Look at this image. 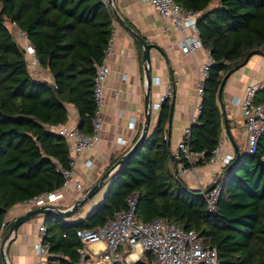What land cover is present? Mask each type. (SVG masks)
Segmentation results:
<instances>
[{
    "label": "trees",
    "instance_id": "16d2710c",
    "mask_svg": "<svg viewBox=\"0 0 264 264\" xmlns=\"http://www.w3.org/2000/svg\"><path fill=\"white\" fill-rule=\"evenodd\" d=\"M174 1L199 12L198 36L212 58L187 140L191 149L204 151L194 161L198 165L220 138L218 89L223 76L253 53L264 51V0ZM7 23L33 45L38 64L50 71L52 82L32 77L25 49ZM112 33L113 14L104 0H0L1 238L4 215L11 206L62 185L57 163L69 167L68 143L46 125L66 121V103H72L79 114L78 129L91 131L96 65L103 62ZM255 100L264 101V85ZM172 110L170 99H165L154 129L116 167L109 188L86 219L46 216L42 241L52 264H78L82 242L76 230L101 225L126 206L131 192H137L138 219L161 216L195 229L216 247L218 264H264V132L253 152L230 159V167L220 176L216 209L209 211L203 193L185 187L172 171L171 161L188 165L169 150L167 123ZM145 254L147 260L134 264H147L152 255ZM0 264H5L1 250Z\"/></svg>",
    "mask_w": 264,
    "mask_h": 264
},
{
    "label": "crops",
    "instance_id": "0c3cea01",
    "mask_svg": "<svg viewBox=\"0 0 264 264\" xmlns=\"http://www.w3.org/2000/svg\"><path fill=\"white\" fill-rule=\"evenodd\" d=\"M106 3L108 4L107 0ZM112 3L121 18L152 45L149 49L150 107L165 87L171 88V95L167 98L170 99L173 110L167 123V140L172 153L182 137L183 129L189 126L199 113L201 96L196 92V82L200 66L206 60L209 52L202 46L193 52L183 53L179 48L178 41L183 35L190 34L191 29L186 28L183 33H180L169 20L162 19L147 0H112ZM212 6L214 3L210 4V7ZM165 25L167 29H165ZM27 42L28 40L24 39L22 46L24 47ZM139 45L141 46L139 41L120 25L113 15V33L103 59V62L109 66V73L105 80L100 105L102 124L99 139L93 148L78 158L72 172L73 177L83 184L84 193L108 169L110 163H115L139 136L144 121L145 92L141 59L142 46L140 49ZM27 55L26 58L29 59L31 56L28 53ZM28 68L34 79L53 81L50 71L38 63L28 64ZM255 81H264V51L253 53L224 81L221 103L218 101L222 113V130L219 138L222 140V145L217 160L211 163L205 160L202 164L194 165L191 171L182 170L186 166L182 161H171L172 171L185 187L198 189L201 193L207 191L216 173L219 171L222 173L226 168L228 163L224 165V157L232 155L233 158L236 156L223 125V116L226 117L229 131L238 145L240 153L245 151V148L241 149L235 139L238 126L244 124L239 107L233 101V97L241 96L245 86ZM66 108L68 118L64 122L78 128L77 108L72 103H66ZM159 111L160 107L159 109L152 107L150 109L148 134L152 132L157 123ZM242 131L245 145L244 127ZM87 159L91 163L90 165L85 163ZM116 167L112 171H115ZM111 175L112 172L90 199L79 205L69 216H64L63 219L67 221L86 219L93 207L102 199L106 189L109 188ZM60 190L62 195L57 199L55 206L61 209L70 207L84 194H81L70 184L60 187ZM27 209H29L28 205L19 202L11 206L4 215L5 226L2 240L6 236L4 245L7 244L6 256L10 264H36L35 244L38 240V225L44 223L47 215H36L18 225L16 230L10 233L6 227L10 220ZM92 245L101 244L93 243ZM121 251L126 258V260L119 261L121 263L134 264V262H129L134 257H138L135 263L143 261L140 258L141 252L138 250L127 253L128 250L122 248ZM50 264H52L51 261Z\"/></svg>",
    "mask_w": 264,
    "mask_h": 264
},
{
    "label": "built area",
    "instance_id": "2783aa9c",
    "mask_svg": "<svg viewBox=\"0 0 264 264\" xmlns=\"http://www.w3.org/2000/svg\"><path fill=\"white\" fill-rule=\"evenodd\" d=\"M106 1V0H104ZM153 5L157 14L164 20H169L173 27L183 33L186 28L191 33L183 35L178 41L180 50L183 53H190L202 47L198 36L196 20L199 12L185 8L174 0H147ZM165 29L167 26L165 25ZM21 35H25L20 31ZM26 39V38H25ZM25 52L30 54L27 64H37V57L34 47L30 42L24 45ZM212 58L208 53L206 60L200 66V73L196 82V92L201 96L202 85L208 76V68ZM109 73V66L102 62L96 65L94 77V111L91 118V131L88 133L80 131L76 126L65 122L47 124L46 127L53 132L65 137L69 148V167L57 163V168L63 175L62 186L72 185L81 194L84 193L81 181L73 177V170L76 167L78 158L86 151L94 147L99 139L101 128L100 105L102 102L104 84ZM264 81H255L245 86L241 96L233 97L244 118L245 126V151L253 152L256 148L257 139L264 132V101H256L255 95ZM171 95V88L165 87L157 100L151 103L153 109H159L160 105ZM133 125V123H132ZM190 133L189 126L183 129L182 137L172 155L176 159L184 158L188 165L183 171H191L194 161L203 157V150H193L187 143ZM222 140L212 148L207 159L208 162L217 160L221 150ZM232 155L224 157V165L229 163ZM87 159L86 164L90 165ZM112 174L114 171H111ZM221 171L217 172L210 189L203 191L206 201V208L214 211L217 206V199L221 188ZM60 187L50 191L42 192L36 196L25 199L23 204L28 208L45 205L54 211L57 199L62 195ZM107 191V190H106ZM106 191L104 193H106ZM137 192H131L126 196V206L116 210L98 226H86L76 230V234L82 242L78 248V264H112L126 260L125 254L121 253L124 248L130 253L138 250L141 253L150 252L152 258L147 264H218V253L215 246L204 241L203 237L193 228H185L184 225L170 221L165 217H154L150 220H140L135 215ZM46 231L44 223L38 225V240L35 244L36 264H50L49 251L43 243V235ZM2 238L0 235V244ZM93 243L101 245L93 246ZM138 257L132 258L133 263Z\"/></svg>",
    "mask_w": 264,
    "mask_h": 264
},
{
    "label": "water",
    "instance_id": "95a60500",
    "mask_svg": "<svg viewBox=\"0 0 264 264\" xmlns=\"http://www.w3.org/2000/svg\"><path fill=\"white\" fill-rule=\"evenodd\" d=\"M107 2L110 5L111 11H112L115 19L118 21V23L120 25H122L129 33H131V35H133L139 41V43L142 46L141 59L143 62V79H144V83H145V92H144V107H143L144 121H143L141 130H140L139 136L134 141L132 146L127 151H125L121 155V157L112 166H110L107 170H105V172L98 177V179L89 187V189H87V191L82 196H80L70 207H68L66 209H61L58 206H54V211H52L49 207H46L45 205L31 207V208L25 210L24 212L18 214L16 217H14L12 220H10L7 223L6 227L8 228V233H10L11 231H15L16 228L18 227V225H20L24 221H26V220H28V219L36 216V215H39V214H43L44 216H46L48 214L54 213V214L62 216V217L69 216L73 211H75V209H77V207L79 205H82L84 202H86L88 199H90L102 187L104 181L108 178L111 171L117 165L122 163L139 146L141 141L148 135V127H149V122H150V109H151L150 98H149L150 84H151L149 49L152 45H151V43H149L145 39L144 36L137 33L135 30H133L121 18V16L118 14L116 8L114 7L112 0H107ZM230 71L231 70H229L225 73V75L223 76L222 82L220 83V86L218 89V101L219 102L221 101V92H222L224 80L227 77V75H229ZM222 112L224 114V111H222ZM223 125H224L225 131L228 135V138L230 139V141L233 145V148H234V151L236 154V158H238V156H240V151H239L238 145L234 141V139H233V137L229 131L227 120H226L225 116H223ZM229 167H230V164L227 165V168H229ZM210 187L211 186H209L208 189H210ZM5 238H6V236L4 237V239L2 240V242L0 244V250L2 253V258H3L4 263L10 264L8 259H7V256H6L7 244L4 245Z\"/></svg>",
    "mask_w": 264,
    "mask_h": 264
},
{
    "label": "rangeland",
    "instance_id": "374dc122",
    "mask_svg": "<svg viewBox=\"0 0 264 264\" xmlns=\"http://www.w3.org/2000/svg\"><path fill=\"white\" fill-rule=\"evenodd\" d=\"M7 25L11 29L12 33L14 34V36L18 40V42L22 45V42H23V40L25 38L21 35L19 28H17L13 23H7ZM26 56L28 57L27 53H26ZM157 98H158V96H157ZM152 111H154V110H152ZM241 116H242V114H241ZM243 121H244V118H243ZM243 127H244V130H245V126L244 125L243 126L239 125L238 128H237V135H235V139L238 141L241 149L245 148L243 137H242L243 136V131H242ZM146 257L147 256H146L145 253H141V255H140L141 259L147 260Z\"/></svg>",
    "mask_w": 264,
    "mask_h": 264
}]
</instances>
